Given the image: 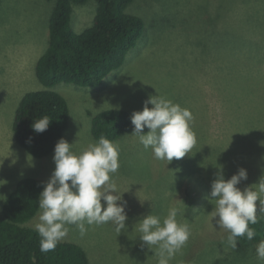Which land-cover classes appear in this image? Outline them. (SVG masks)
Returning <instances> with one entry per match:
<instances>
[{
	"label": "rangeland",
	"instance_id": "obj_1",
	"mask_svg": "<svg viewBox=\"0 0 264 264\" xmlns=\"http://www.w3.org/2000/svg\"><path fill=\"white\" fill-rule=\"evenodd\" d=\"M94 4L74 5L76 32L92 24ZM52 5L51 0H0V208L19 180L48 181L55 168L54 152L32 156L12 128L22 97L43 88L36 65L48 45ZM127 11L141 16L146 27L124 65L97 87H53L70 106L63 138L79 154L97 141L91 114L113 107L142 111L149 95L158 93L191 111L197 143L189 155L169 163L130 136L131 125L113 142L120 167L112 177L126 202L128 231L118 235L109 223L86 226L81 236L69 225L63 240L82 245L90 264H157V256L141 247L135 224L148 214L162 220L177 207L178 222L190 225L191 236L170 264H264L256 250L239 254L228 245L209 198L221 166L225 179L246 169L247 180L237 185L241 190L256 189L264 180V0H134ZM38 213L26 225L35 227Z\"/></svg>",
	"mask_w": 264,
	"mask_h": 264
},
{
	"label": "clouds",
	"instance_id": "obj_2",
	"mask_svg": "<svg viewBox=\"0 0 264 264\" xmlns=\"http://www.w3.org/2000/svg\"><path fill=\"white\" fill-rule=\"evenodd\" d=\"M130 119L134 126L130 136L137 137L145 149L151 148L158 160L169 163L174 158L179 160L189 155L197 143L191 128L194 119L191 111L158 93L149 95L142 111H134ZM51 121L45 115L33 121L31 127L35 133H43ZM119 154V146L104 136L89 143L79 154L73 151V143L64 138L57 141L53 155L55 168L38 197L39 222L35 230L40 237L42 253L55 250L68 235L69 225H74L81 236L86 235V226L109 223L114 225L118 235L122 230L128 231L126 202L112 179L120 167ZM242 180H247L246 169L240 168L231 178L225 179L221 166L209 194L210 200L215 201L213 218L218 217L220 229L227 231V243L232 249L237 247V238L251 241L256 236L255 229L249 225L258 223V201L264 211L261 198L264 180L258 182L256 189L250 186L241 190L237 185ZM179 215V208L170 207L162 220L148 214L135 224L137 237L143 242L141 247L146 245L157 256V264H170L191 236L190 225L178 222ZM256 256L264 262V240L256 245Z\"/></svg>",
	"mask_w": 264,
	"mask_h": 264
},
{
	"label": "trees",
	"instance_id": "obj_3",
	"mask_svg": "<svg viewBox=\"0 0 264 264\" xmlns=\"http://www.w3.org/2000/svg\"><path fill=\"white\" fill-rule=\"evenodd\" d=\"M51 1L48 45L36 65L43 88L22 97L12 127L16 141L36 158L54 152L69 124V102L53 87L60 83L100 86L108 74L124 65L146 27L141 16L127 11L134 0H95L92 24L76 32L72 25L74 5L88 0ZM45 115L52 120L48 129L35 133L33 121ZM131 115L115 107L91 114L93 137L98 141L104 136L112 142L122 138L132 125ZM45 182L43 178H22L0 208V264H90L86 249L73 241L62 240L54 251H40V237L35 227L26 223L39 211L38 197ZM257 217L258 223L249 225L256 231L254 239L237 238L235 250L239 254L254 252L264 240V212L260 208Z\"/></svg>",
	"mask_w": 264,
	"mask_h": 264
}]
</instances>
